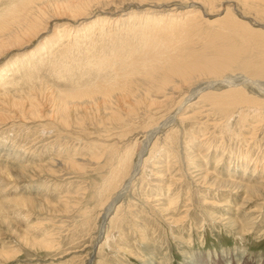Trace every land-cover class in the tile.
<instances>
[{
  "label": "rangeland",
  "instance_id": "obj_1",
  "mask_svg": "<svg viewBox=\"0 0 264 264\" xmlns=\"http://www.w3.org/2000/svg\"><path fill=\"white\" fill-rule=\"evenodd\" d=\"M56 2L0 0V27L15 30L26 3L38 12L35 34L0 38V264H264V0ZM170 45L192 64H233L169 77ZM237 76L254 82L222 84ZM233 95L244 104L216 103ZM172 115L102 221L120 190L111 168L129 172Z\"/></svg>",
  "mask_w": 264,
  "mask_h": 264
},
{
  "label": "bare ground",
  "instance_id": "obj_2",
  "mask_svg": "<svg viewBox=\"0 0 264 264\" xmlns=\"http://www.w3.org/2000/svg\"><path fill=\"white\" fill-rule=\"evenodd\" d=\"M57 2L56 3H59V4H61L62 5V3L66 6V8H68V7H71L72 5H71V3L70 2H68V0H56ZM41 2H43V1H41ZM20 3V2H19ZM23 3V2H22ZM55 3V4H56ZM31 4V3H30ZM60 5V6H61ZM194 5V4H193ZM15 6H16V3H15ZM228 6V5H227ZM12 7V6H11ZM24 7V8H23ZM22 7V9L21 10H23V11H21V10H19L18 12H15V14H13V17L11 16V18H10V21H12V23L14 24V25H16L15 26V30H14V28L13 29H11V27H7L6 25L5 26H1L0 27V38H4V37H7V39H8V42H9V40H11V42L13 41L14 43H16V42H20V40L22 39V38H24V37H28L29 38V36H31V35H33V34H35V30H36V20L38 19V12H37V10L36 9H31V8H29V6H28V4L26 3V4H24V6ZM13 8V7H12ZM21 8V7H20ZM62 8V7H61ZM13 10V9H12ZM51 10V9H50ZM226 10V9H225ZM55 11H56V9H55ZM58 11V10H57ZM8 12V11H7ZM63 12V11H62ZM14 13V12H13ZM60 14V13H59ZM8 15V14H7ZM6 15V16H7ZM9 15H10V13H9ZM12 15V14H11ZM191 16V15H190ZM8 17V16H7ZM10 17V16H9ZM6 19V18H5ZM4 20V19H3ZM2 20V21H3ZM9 20V19H8ZM47 21V20H46ZM4 22V21H3ZM8 22V21H7ZM6 24H8V23H6ZM1 25H3V24H1ZM133 26V25H132ZM232 26V25H231ZM220 29V28H219ZM229 29V28H228ZM218 31V30H217ZM258 31V30H257ZM220 32V31H219ZM218 32V34L220 35H224V33L222 34L221 32L219 33ZM240 32V31H239ZM253 32V31H252ZM261 32V31H260ZM41 33V32H40ZM183 33V32H182ZM263 33H264V31H263ZM252 33H249V35H251ZM218 35V36H219ZM227 35V34H226ZM245 35V37H247L248 35L247 34H245L244 32H243V36ZM255 35V34H254ZM172 36V35H171ZM249 37V36H248ZM251 37V36H250ZM249 37V38H250ZM253 38H254V36H253ZM251 39V38H250ZM28 40V39H27ZM31 40V39H30ZM172 40V39H171ZM257 40V39H256ZM25 42V41H24ZM23 43V42H22ZM171 43V42H170ZM5 43H4V41H0V51L1 50H3L2 48L3 47H5ZM19 45H20V43H19ZM22 45V44H21ZM160 45H161V43H160ZM172 45V44H171ZM168 46L166 49H165V52H162L161 54H160V61H162V63L163 64H165V67L167 68V70H168V74L167 75H171V76H169V77H172V76H175V77H178V78H181V80L183 79H187V78H190L191 76L193 77V75L194 74H196L197 75V73L198 74H200V73H217V72H224L225 70H227L230 66H231V64H233V61H231V60H226V61H217L216 63H215V61L214 62H212V63H208V64H203V65H198V64H192L191 63V61H189V59H184L183 57H182V55L180 56H176V55H173V51L172 52H170L171 51V47L172 46ZM12 45H10V47H11ZM15 46H18V45H15ZM9 47V48H10ZM19 47V46H18ZM6 48V47H5ZM12 49H13V47H11ZM10 48V49H11ZM7 49V48H6ZM5 49V50H6ZM8 51V50H7ZM163 51V50H162ZM153 52V51H152ZM1 54V53H0ZM155 56V55H154ZM222 56V55H221ZM220 57V56H219ZM159 58V57H158ZM132 59V58H131ZM135 59V58H134ZM222 59V58H221ZM158 61V60H157ZM161 63V64H162ZM243 64V63H242ZM252 66V65H251ZM254 66V65H253ZM247 67H248V70L250 69L251 70V67H250V64H248L247 65ZM261 67H263V66H261ZM246 68V67H245ZM253 68H255V66L253 67ZM252 68V69H253ZM262 69V68H261ZM261 69H257V68H255L253 71H254V73L256 72V74L257 75H264V69L263 70H261ZM165 70V69H164ZM122 79V78H121ZM120 79V80H121ZM196 80V79H195ZM123 81H124V79H123ZM235 81H237V82H241L242 84L243 83H252V82H254V81H252V80H250V79H248L247 77H245V76H237V77H235V78H230V77H228L225 81H222V84L223 85H225L226 87H232V86H234V85H232ZM120 82V81H119ZM118 82V83H119ZM125 82V81H124ZM121 83V82H120ZM120 83H119V85H120ZM164 83V82H163ZM168 83V82H167ZM114 85V84H113ZM117 85V84H116ZM162 85V84H161ZM167 85V84H166ZM169 85V84H168ZM217 85V83H214V82H209V83H206L205 85H203V86H201V87H198V88H195L194 90H193V92H191V94L186 98V100H185V103H187V102H189L191 99H193V97L194 96H199V95H201V94H203L204 92H206V91H210V90H212L215 86ZM256 85H258V84H256ZM101 86V85H100ZM118 86V85H117ZM123 86V85H122ZM105 87H106V85H105ZM125 87V86H124ZM124 87H122V88H124ZM117 88H119V86L118 87H116V89ZM164 88V87H163ZM165 88H167V87H165ZM99 90V89H98ZM101 90H104L103 88L101 89ZM123 90V89H122ZM166 89H163V91H165ZM238 90V89H237ZM108 91V90H107ZM124 91V90H123ZM227 91V90H226ZM226 91H224V92H226ZM240 91V90H239ZM241 92V91H240ZM99 93V92H98ZM163 93V92H162ZM170 93V92H169ZM212 93V92H211ZM228 93V92H227ZM226 93V94H227ZM229 93H230V91H229ZM95 94V93H94ZM100 94H102V93H100ZM105 94V93H104ZM103 94V95H104ZM225 94V93H224ZM223 94V95H224ZM232 94H234V92L232 93ZM231 94V95H232ZM83 95V94H82ZM217 95V94H216ZM218 95H220V94H218ZM238 95V94H237ZM79 96V95H78ZM78 96H76V97H78ZM85 96H87V95H85ZM106 96H108V95H106ZM227 97H229L230 96V94H227L226 95ZM239 96V95H238ZM80 97V96H79ZM200 97V96H199ZM220 97V96H219ZM225 97V96H224ZM233 98H232V101H227L226 103H225V101H224V98L222 99V101H220L221 99H219V100H216V103L219 105V107H226V108H231V107H235L236 105H239V103H242V104H244V101H242V99H243V97L242 96H240V97H237V98H235V96L233 95L232 96ZM200 98H202V97H200ZM215 98V97H214ZM216 98H218V97H216ZM231 98V97H230ZM205 100V99H204ZM228 100V99H227ZM241 100V101H240ZM245 101H246V99H245ZM117 102V101H116ZM153 104V103H152ZM65 105V104H64ZM34 107V106H33ZM178 108V107H177ZM3 109V108H2ZM182 109V108H181ZM67 110V109H66ZM178 110V109H177ZM25 112V111H24ZM177 112V111H176ZM68 113V112H67ZM115 115H117V114H115ZM174 116H176V115H172L170 118H168L167 120L165 119V121H163V123H161L157 128H155L152 132H150V133H148L147 134V136H146V140H145V142H144V144H143V147H142V150H141V152L139 153V155H138V160H137V163L133 166V168L128 172L127 171V167H126V169H125V166L126 165H128L126 162H122V165L120 166V165H118V166H113V168H111V170H110V182L112 183V185H115L116 187L118 186V185H120V190H119V192H117V193H115L114 195H113V197L111 198V201H110V204H109V206H108V208L107 209H105L106 211H105V213H104V216H103V218H102V221H104L105 219H106V217H107V215L109 214V213H111V210H112V208H113V206L116 204V203H118V202H121L123 199H125V193L127 192V190L130 188V186H131V184H132V182H133V180L135 179L136 180V176L138 175V173L140 172L139 171V167H140V165H141V161H142V158L146 155V153L148 152V150H147V147H148V144H150V141L154 138L155 139V137L158 135V134H161V132L162 131H164L166 128H168V127H170V126H173V122H175V117ZM112 117V116H111ZM114 117H117V116H114ZM113 119V118H112ZM173 130V129H172ZM159 136V135H158ZM157 136V137H158ZM168 138V137H167ZM154 147H156V144L154 143ZM131 149V148H130ZM129 150V149H128ZM127 150V151H128ZM150 151V150H149ZM130 152V151H129ZM7 153V152H6ZM106 154V153H105ZM126 154V153H125ZM127 154H129V153H127ZM127 156H129V155H127ZM108 159V158H107ZM106 159V160H107ZM111 159V158H110ZM124 159V158H123ZM129 159V158H128ZM147 159V158H146ZM150 159V158H149ZM104 160V159H103ZM109 160V159H108ZM118 160V159H117ZM112 161V160H111ZM106 162V161H105ZM104 162V163H105ZM116 162V161H115ZM114 162V163H115ZM32 163V162H31ZM53 163V162H52ZM110 164V163H109ZM167 164V163H166ZM57 165V164H56ZM73 165V164H72ZM99 165H100V163H99ZM165 165V164H164ZM65 166V165H64ZM111 166V165H110ZM153 166V165H152ZM25 167V166H24ZM36 167H38V166H36ZM41 167V166H40ZM115 167V168H114ZM124 168V171L122 170V168ZM129 167V166H128ZM146 167H147V165H146ZM155 167V166H154ZM27 168V167H26ZM31 168H33V167H31ZM102 168H104L103 166H102ZM108 168V167H107ZM0 169H2V168H0ZM29 169V168H28ZM106 169V168H105ZM173 169V163L171 164H169V165H165L164 167H163V169L162 170H164V173H168V174H170V171ZM20 170V169H19ZM30 170V169H29ZM107 170V169H106ZM105 170V171H106ZM129 170V169H128ZM144 170V169H143ZM142 170V171H143ZM146 170V169H145ZM4 171V170H3ZM26 171V170H25ZM51 171V170H50ZM7 172V171H6ZM11 172V171H10ZM124 172V173H123ZM125 172H126V174H127V172H128V175L125 177L124 175H125ZM174 172V171H173ZM172 172V173H173ZM195 172H197V171H195ZM16 173H17V171H16ZM162 173V172H161ZM175 173H178V172H176L175 171ZM3 174H4V172H3ZM12 174V173H11ZM14 174V173H13ZM29 174V173H28ZM33 174V173H32ZM31 174V175H32ZM108 174V173H107ZM158 174V173H157ZM180 175V174H179ZM193 175V174H192ZM29 176V175H28ZM33 176V175H32ZM31 176V177H32ZM34 176H36V174L34 175ZM102 176V175H101ZM109 176V175H108ZM108 176H106V177H108ZM160 176V175H159ZM176 176V175H175ZM195 176H198V175H195ZM194 176V178L196 179V177ZM31 177H30V179H31ZM105 177V178H106ZM124 177V178H123ZM178 177V176H177ZM108 179V178H107ZM203 180V179H202ZM21 181V180H20ZM174 181V180H173ZM198 181V180H197ZM203 182V181H202ZM111 185V186H112ZM114 186V188H115V190H116V187ZM108 188V187H107ZM245 189L247 188V187H244ZM253 188V187H252ZM251 188V189H252ZM257 188V187H256ZM251 189H250V191H251ZM254 189V188H253ZM108 190V189H107ZM254 192V191H253ZM176 193V192H175ZM179 196V195H178ZM246 197V196H245ZM171 198V197H170ZM244 199V198H243ZM126 200V199H125ZM246 200H247V198H246ZM245 200V201H246ZM21 201V200H20ZM170 202H171V200H169ZM18 201H16V205H23L24 203H17ZM22 202H23V200H22ZM27 202V201H26ZM123 203V202H122ZM169 203V202H168ZM171 203H173V202H171ZM171 203H169L168 204V206L171 204ZM175 204V203H174ZM173 204V205H174ZM122 205V204H121ZM173 205H171V206H173ZM170 206V207H171ZM119 208V207H118ZM160 210V209H159ZM165 210V209H164ZM114 211V210H113ZM168 211V210H167ZM171 211V210H170ZM165 212V211H164ZM163 212V213H164ZM169 218V217H168ZM172 222H173V220H172ZM98 233H99V236L101 237H103V235L105 234V242H107V240H108V238H109V236H108V234H110L109 232H108V230H106V229H104L103 227H100L99 228V231H98ZM20 236V235H19ZM18 236V237H19ZM22 238V237H21ZM24 238H25V236H24ZM98 238V237H97ZM27 239V238H26ZM104 242V243H105ZM46 247V246H45ZM48 247V246H47ZM49 248V247H48ZM13 255V254H12ZM11 257V254H9V252L7 253H3L1 256H0V262H3V261H6L7 259H9ZM88 264V263H87Z\"/></svg>",
  "mask_w": 264,
  "mask_h": 264
}]
</instances>
